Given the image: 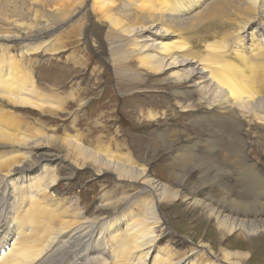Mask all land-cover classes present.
Wrapping results in <instances>:
<instances>
[{
  "label": "bare ground",
  "instance_id": "6f19581e",
  "mask_svg": "<svg viewBox=\"0 0 264 264\" xmlns=\"http://www.w3.org/2000/svg\"><path fill=\"white\" fill-rule=\"evenodd\" d=\"M165 1L1 0L0 20L11 31L0 34V40L11 43L17 39L25 40L27 36L37 33L38 37L46 38L48 33L42 32L43 29H57L61 24L62 30L67 25L64 22L80 9L85 12L88 8L96 21L109 26L114 33L126 39L127 45L125 41L123 45L131 47L132 53L138 57V61L146 70L167 74V83L170 85L180 84L182 90L172 95L182 99L183 103L179 104L181 112L188 115L195 113L192 124L205 126L215 122L223 126L227 122L214 121L218 119L215 113L221 115L226 111H230L231 125L239 118L262 122L264 119L260 114L264 111V93L261 91L264 90V68L262 73H257L253 67L264 61V0H218L217 5H206V9L199 7L202 11L196 14L193 13L194 9L202 4L204 6V0H182L186 5L177 11H171L169 8L167 11L163 10L168 4ZM237 5L243 7L250 17L244 18L242 25L239 23L240 36L231 52L234 55L232 59L226 60L223 57L225 54H221L212 46L209 48L204 45L203 49L209 53V66L202 58L200 60V57L191 58L190 53L182 46L161 42L163 39L177 36L187 21L192 24L191 18L194 16H198L200 20L227 16ZM119 11L127 13L118 18ZM38 12L43 15L57 12L59 18L44 21L37 15ZM187 13L194 15L182 18ZM76 22L67 26V29L71 27L66 33L70 38L79 35L81 25ZM170 25L173 26L172 31L167 28ZM54 38H49L41 44L26 45L24 49L38 52L42 48L45 51L47 44L53 42ZM114 44L108 45L113 49L109 54L111 59H108L122 69L119 56H114ZM0 48L5 50L9 47L0 45ZM246 53L249 56H245ZM243 64L244 71L241 67ZM15 65L10 58L4 59L1 56L0 87L3 89H0V102L16 108L44 109L40 105L45 103L41 102L42 94L35 92L39 98L38 101H32L24 95V98L20 96L21 90L18 86L11 90L8 88L6 83L12 80L10 71ZM26 82L24 79L16 83L27 85ZM36 94H33V97ZM190 94L199 95L195 104L190 103ZM57 99L62 105L61 98ZM54 105L59 107L57 103ZM196 105H200L199 112L196 111ZM61 109L46 111L49 115H55ZM207 112H212L214 117L204 116ZM11 118L12 115H9L8 111L0 109V264H242V259L246 261L248 256L239 253L232 254L222 250L220 255L210 253V248L202 243L198 244L197 249L194 247L184 254L181 252L164 257L153 255L158 243L166 236L156 208L160 203H171L173 199H179L187 206L198 207L207 213L208 217L214 219L216 231L223 233L222 235L238 232L248 238L249 235L264 233V204L259 202L260 196L255 189L250 192L254 197L252 201L223 197L218 201L200 202L196 197L202 194L208 185L198 184L199 168L194 164L189 167L185 176H182L179 188L182 189L183 195H179L180 190L170 191L154 181L147 167L133 164L131 159L124 161V157L123 161H120L118 155L111 152L115 146H112V149L106 148L107 146H102L105 147L102 150L87 149L78 140L69 139L66 135L65 138H60L59 142L58 139L55 140L54 137L44 135L36 129L24 134L18 125L11 122ZM50 147L63 148L70 151V154L63 159L57 156L55 161L45 153V149ZM169 149L177 153L198 148L182 143L180 147ZM180 157L183 156L179 155ZM66 159L80 170H91L95 178L111 175L117 181L134 182L141 187L132 184L129 194L116 201L100 202L97 210L110 209L114 213L113 217L105 218L106 216L100 215L87 218L86 211H82L78 199L67 197V193L62 191L63 187L59 184L60 180H64L66 184L76 174L63 166ZM54 162L56 165H53ZM59 170H64L68 175L59 179ZM221 185L226 196L237 195L238 198L232 188L236 185H223V182ZM145 196L150 198L145 199ZM104 198L103 196L102 199ZM238 216L242 218L239 219ZM204 258L206 259L203 260Z\"/></svg>",
  "mask_w": 264,
  "mask_h": 264
},
{
  "label": "rangeland",
  "instance_id": "374dc122",
  "mask_svg": "<svg viewBox=\"0 0 264 264\" xmlns=\"http://www.w3.org/2000/svg\"><path fill=\"white\" fill-rule=\"evenodd\" d=\"M217 1L204 0V6L202 4L196 7L193 13L201 12L202 8L199 7L206 9V5H217ZM165 2L169 4L163 8L166 11L167 8L177 11L178 8L186 5L182 0ZM237 8L233 7V12L227 16L201 20L198 16H194L191 18L192 24L187 21L177 36L163 39L161 42L164 44L172 42L171 44L175 46H182L187 53H190L191 58L200 57V60L202 58L207 65H209V53L203 49L204 45H208L209 48L212 46L221 54H225L224 59H232L234 55L231 52L240 36V25L245 21L244 18L250 17V14L242 9L243 7L237 5ZM87 9L83 12L85 14L72 23L77 21L76 24L81 25L79 35L73 38L66 35L71 27L67 29L64 26L60 31H53V28L43 29L42 32L50 36L32 43H4V40H0V45L9 47L5 50L0 48V59L2 56L16 63V67L13 66L10 71L13 81L6 83L8 88L11 90L18 86L21 90L20 96L26 99L28 97V100L32 101H38L37 94H42L41 102H45L40 104L44 109L35 110L11 107L0 102V109L12 115L11 122L21 128V133L26 134L31 129H36L44 135L58 139L59 142L60 138L67 136L69 139L78 140L87 149L102 150L106 146L112 149V146H115L111 152L118 155L120 161H123L124 157V161L131 159L133 164L147 167L154 181L173 192L180 190V181L189 167L194 164L199 168L197 169L198 184L208 185V188L196 197L200 202L218 201L223 197L252 201L254 197L250 192L255 189L260 196L259 202L264 204V120L257 123L239 118L240 120H235L231 125L230 111H226L223 112L224 116L215 113L219 120L214 121L223 120L227 125L221 126L220 123L215 122L209 124L210 126L192 124L195 113L188 115L181 112L179 104L182 99L172 95L182 90L180 84L170 85L167 83L169 82L167 74L146 70L138 61V57L132 53L131 47L126 46V39L114 33L115 31L109 26L101 25ZM125 12L119 11L117 17H123ZM4 13L8 15L7 12ZM193 13H187L182 18L191 17ZM37 15L44 21L59 18L57 12H48L45 15L38 12ZM172 27V25L167 26L171 31ZM9 31H11L9 27L0 20V34ZM38 35L37 33L27 37ZM48 37L55 38L53 42L47 44L45 51L42 48L38 52L24 49L29 44H41L48 40ZM123 41L126 45H123ZM110 43L114 44V56H119L122 69L110 60L109 54L113 52L108 46ZM245 56H249L248 53ZM257 64L253 67L254 70L262 73L264 61ZM241 67L244 71V64ZM24 79L27 80V85L16 83ZM261 91L264 93V90ZM33 94L36 96L33 97ZM54 97L61 98L63 104L60 105L58 99L55 100ZM198 99L199 95L190 94V103L195 104ZM56 103L59 107H55ZM80 105L82 106L79 107ZM196 106V111L199 112L200 105ZM55 108L62 109L55 115H49L46 111ZM211 113L207 112L204 116L210 118ZM260 116L264 119V111ZM98 140L100 141L97 142ZM182 143L195 146L199 150H191L190 147L189 151L182 150L175 153L169 149V147H180ZM45 153L55 160L57 156L66 158L70 151L60 147H50L45 149ZM176 155L178 156L175 157ZM179 155L183 157L179 158ZM55 163L53 165H56ZM63 166L76 174L66 184L64 180H60L62 191L67 193V197L78 199L82 211H86L87 218L100 215L106 216L105 218L113 217L114 213L110 209L97 210L100 202L116 201L129 194L132 184L141 187L134 182L117 181L111 175L95 178L91 170L87 168L80 170L68 159L64 161ZM67 175L64 170L58 172L59 179ZM221 182L223 185L231 186V183L236 185L232 188L238 194V198L237 195L226 196ZM181 194L183 195L182 189L179 192V195ZM148 198L150 197L145 196V199ZM156 210L166 236L158 243L153 255L164 257L181 252L184 254L194 247L197 249L198 244L202 243L210 248V253L214 252L217 255L222 253L221 250L247 255L245 262L244 259L241 260L242 264H264V233L249 235L248 238L238 232L222 235L223 233L216 231L212 217H208V214L198 207L187 206L179 199H173L171 203H160ZM121 211L120 209L119 212ZM238 217L242 218V216ZM262 218L264 219V216Z\"/></svg>",
  "mask_w": 264,
  "mask_h": 264
}]
</instances>
